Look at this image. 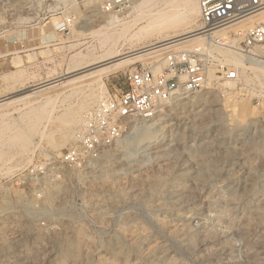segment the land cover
<instances>
[{
	"label": "rangeland",
	"instance_id": "374dc122",
	"mask_svg": "<svg viewBox=\"0 0 264 264\" xmlns=\"http://www.w3.org/2000/svg\"><path fill=\"white\" fill-rule=\"evenodd\" d=\"M143 1L105 15L99 0H83L69 36L55 32L59 18L28 27V52L14 56L20 67L12 60L13 68L0 74V99H17L64 77L113 42L124 52L148 45L139 16L174 9L166 8L167 0ZM177 12L192 22L190 32L198 27V13L188 15L181 6ZM167 54L131 61L103 78V87L72 84L73 77L58 81L54 88L62 91L48 107L44 97L52 89L32 95L33 112L20 100L1 106L0 179L29 164L56 162L87 111L123 91L129 71L144 66L158 72ZM241 59L245 69L251 66ZM253 72L237 82L211 79L200 91L178 92L153 119L134 123L94 168L56 165L55 179L28 191L6 183L0 264H264V71ZM70 114L78 124L62 126Z\"/></svg>",
	"mask_w": 264,
	"mask_h": 264
},
{
	"label": "built area",
	"instance_id": "2783aa9c",
	"mask_svg": "<svg viewBox=\"0 0 264 264\" xmlns=\"http://www.w3.org/2000/svg\"><path fill=\"white\" fill-rule=\"evenodd\" d=\"M82 1L0 0V60L28 52V27L49 24L53 18L60 19L55 22L58 35H71L76 25L75 10ZM99 1L101 12L112 15L125 9L130 0ZM31 10H37L35 16ZM262 11L264 0H198L199 25L194 33L203 37L201 46L168 53L156 73L144 66L129 71L126 88L106 95L84 114L72 143L56 162L29 164L8 181L0 179V193L6 183L28 191L35 183L55 179L56 165L94 168L126 137L134 123L153 119L178 92L200 91L211 79L231 83L244 78L250 70L227 63L225 50L243 56L251 65L246 67H264V22L251 25L247 21ZM9 46L12 49L5 52Z\"/></svg>",
	"mask_w": 264,
	"mask_h": 264
},
{
	"label": "bare ground",
	"instance_id": "6f19581e",
	"mask_svg": "<svg viewBox=\"0 0 264 264\" xmlns=\"http://www.w3.org/2000/svg\"><path fill=\"white\" fill-rule=\"evenodd\" d=\"M153 1L154 0H144L141 4H143V5L148 4V5L153 6V4H152ZM174 2H175V0H167V3L165 2L166 4L163 2L165 5H167L166 8L174 9V12H168V11H165L163 9L159 10V8H158L157 11L155 10V12H156L155 14L154 13L152 14L151 10L149 9V10H147L146 14H143L144 13L143 12L141 14L142 16L138 15L139 17H141L140 19L143 20L144 24H145V25H142L143 26L142 30L144 31V34L146 35L145 36L146 39L148 38V40L150 42L148 45L140 47V48L135 49V50L124 52L123 47L121 45H119L117 42H113L105 51H103V53L101 55L94 56L93 58L84 61L80 68L75 69L71 72H67L64 77H59V79H52V81H46L45 83H43V85H40V86L36 87L35 89H32V91H30L29 94H26L28 91L22 93L24 95L17 98V99H13V100H9V101H6L7 98L0 99V107L4 106L3 109H5V108L9 109L10 107H13L12 103L14 101H19V100L22 101V103L24 105L30 106L33 103V96H32L33 94L40 93V92L46 91L48 89L49 90L52 89L44 97L45 98L44 105H45V107H48V105L53 104V102L58 98V95L62 91V89H55V88H58V86L55 87L56 86L55 83H57L58 81L73 77L70 80V82L72 84H76V83H79L80 81H83V82H88V83L98 82V83H101V85H102V79L103 78H105L109 75L115 74L116 72L124 69L125 67H127L129 65V63L131 61L138 60V59L144 58V57L150 59L155 55H165L168 52H170V50H172L173 48H176V49H179V48H181V49H193L195 47L201 46L204 43L203 37L196 35V33H194L196 29H194L193 31L190 32L192 22L189 21L187 16L183 18V17H181L180 14L177 15V13H178L177 12V6H181L186 11L185 13L188 15L189 14L192 15V13H195L197 15V13H199L198 12V4H196L197 0H183L181 5L176 4L177 6H175ZM255 19L256 20L257 19H263V21H260L259 23L264 22V11H262L260 14H258L256 16L249 17L247 19V21L249 22V24L252 25V24H256V23H254ZM109 23L111 24V23H113V21H110ZM125 25H127V24H123L122 26H125ZM119 26H120V24H119ZM180 31H185V32L179 33ZM94 33L95 32H89V35L90 34L95 35ZM103 34L104 33L102 32V35ZM100 35L98 33V37ZM142 36H143V34H142ZM104 37H105V35H104ZM140 37L141 36H139L138 39ZM144 39L142 38L143 41H144ZM123 40H125V38ZM127 40L128 39H126V41ZM127 42H129V41H127ZM117 44L119 45V47H117ZM223 57H224L225 61L227 63H229L230 65H232L236 68H241L243 71L245 70V68L241 64L244 62V59H243V61L241 59V58H243V56L238 55L236 53H233L231 51L225 50V51H223ZM239 64H241V65L238 67ZM260 67H261V71H264V67L263 66H260ZM260 67H259V69H260ZM246 68L251 71V73H252L251 77L254 73L253 71L255 69H258L255 67H246ZM253 84H256V83H253ZM256 86H258V85L256 84ZM102 87H103V85H102ZM19 94H21V93H19ZM14 96H16V95H12L11 97H14ZM32 108H34V107L30 108L31 109L30 112L33 110ZM34 110H36V109H34ZM42 110H44V109H42ZM37 112L38 111H36L35 114ZM38 113L41 114L40 111ZM2 116H4L3 111H0V117H2ZM62 123L64 124L62 126H68V127L75 125L77 123L76 115L70 114L69 117L66 118L65 121H63ZM138 127L139 126H136L134 133H137V131H139L140 128H138ZM3 130L4 129H2V131ZM2 131L0 130V132H2ZM1 154H2V151H1Z\"/></svg>",
	"mask_w": 264,
	"mask_h": 264
},
{
	"label": "crops",
	"instance_id": "0c3cea01",
	"mask_svg": "<svg viewBox=\"0 0 264 264\" xmlns=\"http://www.w3.org/2000/svg\"><path fill=\"white\" fill-rule=\"evenodd\" d=\"M28 45H29V43H28ZM10 49H12V47L9 46L6 49H4V51L7 52ZM12 60H13V66L20 67L21 64H19V63L21 62V59H17V58L15 59L14 57H6L5 59L0 60V74L6 73L11 68H13Z\"/></svg>",
	"mask_w": 264,
	"mask_h": 264
},
{
	"label": "water",
	"instance_id": "95a60500",
	"mask_svg": "<svg viewBox=\"0 0 264 264\" xmlns=\"http://www.w3.org/2000/svg\"><path fill=\"white\" fill-rule=\"evenodd\" d=\"M28 90H26V91H23L22 93H24V92H27Z\"/></svg>",
	"mask_w": 264,
	"mask_h": 264
}]
</instances>
